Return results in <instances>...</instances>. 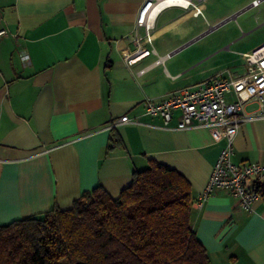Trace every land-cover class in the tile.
I'll use <instances>...</instances> for the list:
<instances>
[{
  "label": "crops",
  "instance_id": "1",
  "mask_svg": "<svg viewBox=\"0 0 264 264\" xmlns=\"http://www.w3.org/2000/svg\"><path fill=\"white\" fill-rule=\"evenodd\" d=\"M195 1L198 14L155 11L147 35L136 24L144 0H0L9 32L0 37V225L68 209L96 186L116 197L134 170L156 161L189 182L190 223L210 264H264L262 198L246 210L217 188L200 201L224 140L201 126L178 129L177 112L167 126L144 113L146 98L245 74V55L264 44L241 51L264 35V0ZM243 109L260 106L251 98ZM113 130L120 143L108 148ZM232 161L264 164V117L240 126ZM254 180L264 177L245 187Z\"/></svg>",
  "mask_w": 264,
  "mask_h": 264
},
{
  "label": "trees",
  "instance_id": "2",
  "mask_svg": "<svg viewBox=\"0 0 264 264\" xmlns=\"http://www.w3.org/2000/svg\"><path fill=\"white\" fill-rule=\"evenodd\" d=\"M119 143L113 130L108 148ZM253 189L264 200V180ZM191 201L180 172L150 161L116 197L96 186L68 209L0 225V264H210L190 223Z\"/></svg>",
  "mask_w": 264,
  "mask_h": 264
},
{
  "label": "built area",
  "instance_id": "3",
  "mask_svg": "<svg viewBox=\"0 0 264 264\" xmlns=\"http://www.w3.org/2000/svg\"><path fill=\"white\" fill-rule=\"evenodd\" d=\"M260 0H252L251 6H256ZM175 5L183 8H194L200 13L195 0H144L141 5L136 24L144 26L149 33L147 19L155 11L166 6ZM7 28L1 25L0 37L7 35ZM148 49H141L140 54H148ZM133 58H129L131 62ZM247 72L238 77H215L199 84L194 89L183 88L179 92L161 100L146 98L143 101L146 115L162 119L167 126L176 115V127L187 129L201 126L208 129L213 142L224 140L217 159L212 166L207 182L200 194L202 202L217 188L229 190L240 206L250 209L259 194L255 189L245 187L246 179L264 177V164L257 162L234 163L232 161L233 140L240 126L247 120L264 117V44L245 55ZM227 94H233L234 99L228 101ZM254 98L258 101L260 110L254 114H246L243 104ZM120 121H126L122 116ZM116 121L112 122L114 125Z\"/></svg>",
  "mask_w": 264,
  "mask_h": 264
},
{
  "label": "rangeland",
  "instance_id": "4",
  "mask_svg": "<svg viewBox=\"0 0 264 264\" xmlns=\"http://www.w3.org/2000/svg\"><path fill=\"white\" fill-rule=\"evenodd\" d=\"M260 39L262 41V39H264V35H262L261 37L259 36H256V37H253L252 35L249 37V39H246V43L243 44V49H241V51H251L254 47H256L258 44H260ZM222 57L220 55H218V59ZM222 71L224 72H227V73H230L229 75H232V71L229 69V68H226V69H222Z\"/></svg>",
  "mask_w": 264,
  "mask_h": 264
}]
</instances>
